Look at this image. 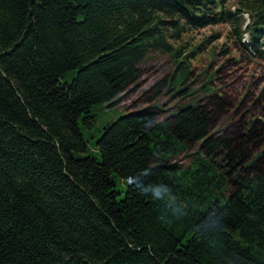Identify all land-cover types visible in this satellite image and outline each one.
Listing matches in <instances>:
<instances>
[{
    "label": "trees",
    "instance_id": "obj_1",
    "mask_svg": "<svg viewBox=\"0 0 264 264\" xmlns=\"http://www.w3.org/2000/svg\"><path fill=\"white\" fill-rule=\"evenodd\" d=\"M230 1L0 0V264H264V90L237 98V58L214 93L159 120L149 103L194 73L179 63L102 129L99 157H75L80 122L183 33L229 25L238 59L264 62V0ZM193 148L186 167L177 155Z\"/></svg>",
    "mask_w": 264,
    "mask_h": 264
},
{
    "label": "rangeland",
    "instance_id": "obj_2",
    "mask_svg": "<svg viewBox=\"0 0 264 264\" xmlns=\"http://www.w3.org/2000/svg\"><path fill=\"white\" fill-rule=\"evenodd\" d=\"M238 1L239 0H231L228 5L235 9ZM214 33H221V38L202 52L197 51L196 47H198L207 36L214 35ZM235 41L236 37L231 33V27L229 25H222L194 31L193 33L192 31L185 32L177 41L171 40L174 50L149 53V59L145 63H151L148 64L146 73L142 78L134 84V89L124 96L121 94L111 102L95 107L92 113L96 116V124L91 129L80 122L82 132L87 141L88 151L77 152L75 153V157L84 158L88 155L99 157L96 141L100 137L102 129L122 116L143 109L146 105L140 102L142 95L166 75L173 74L175 76L180 65L179 63H183L185 60L186 64L190 61L191 66L188 70L194 73H189L187 81L184 80V77L179 78L176 81L173 92L149 103L160 109L161 113L159 114V120H163L169 115L190 105H195L196 100L199 98L214 93L219 88L218 86L220 84L217 80L218 75L216 74V70L226 59L232 56L237 58L238 61L231 66L229 74H231V79L235 81L233 83L235 87H237V90L242 92L237 98L241 99L248 90L260 94L262 90H264V62L260 60H251L249 62L248 60L238 59L240 46L238 44L234 45L233 42ZM224 45L230 46L231 51L235 48L237 51H234L233 55L229 54V56L226 57L221 53L224 50ZM180 46H183L185 49L184 53L179 57L175 55V49L180 48ZM193 52H195V55L190 57ZM217 54L218 56L216 57ZM187 56L189 57L187 58ZM66 81H70V78H67ZM229 81L231 80L229 79ZM191 82L192 84L189 85ZM196 90H202L198 96L193 95V92ZM230 92L232 95L235 93L234 91ZM234 98L236 97L234 96ZM177 157L183 159V164L188 167L193 163H197L200 156L196 153V148H193L178 153ZM182 162L179 163V165H181ZM116 184L115 190L119 193L117 199H124L127 192V181L117 177Z\"/></svg>",
    "mask_w": 264,
    "mask_h": 264
}]
</instances>
